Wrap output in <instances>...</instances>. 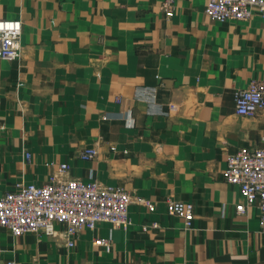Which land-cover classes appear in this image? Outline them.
<instances>
[{"label":"crops","instance_id":"0c3cea01","mask_svg":"<svg viewBox=\"0 0 264 264\" xmlns=\"http://www.w3.org/2000/svg\"><path fill=\"white\" fill-rule=\"evenodd\" d=\"M207 1L175 0L169 15L164 0H0V18L23 23L21 58H0V194L67 164L65 179L157 204L134 201L129 229L100 223L72 248L0 226V264H264L260 210L238 213L240 189L223 178L229 155L264 147V113L235 105L264 81V19L220 23ZM86 148L97 157L81 159ZM168 200L194 205L191 229Z\"/></svg>","mask_w":264,"mask_h":264},{"label":"built area","instance_id":"2783aa9c","mask_svg":"<svg viewBox=\"0 0 264 264\" xmlns=\"http://www.w3.org/2000/svg\"><path fill=\"white\" fill-rule=\"evenodd\" d=\"M175 0H164L163 8L171 15ZM205 14L214 21H247L258 15L264 19V0H208ZM23 31L21 20L0 18V58L17 60L22 56L20 38ZM236 114L255 117L264 113V81L253 79L246 89L235 92ZM171 109H175L171 105ZM109 115H103L108 120ZM264 141V137H263ZM98 155L96 148L83 149L79 156L91 161ZM30 159V154H27ZM67 164H61L58 175H53L43 185L17 183L13 190L0 194V226L14 236L28 233L44 234L66 240L68 247H74L76 238L84 229L94 230L100 223H109L113 229L127 230L132 225L129 206L138 201L148 209L157 207L149 199L135 198L122 187L103 185L91 177L89 181L77 178H63L68 172ZM224 180L237 185L245 201L236 207L244 213L248 206L260 210V227L264 234V147L242 148L227 158L223 171ZM166 208L170 215L183 220L185 229L192 228L195 218L192 203L168 200ZM63 227L62 231L57 226ZM159 225H144L143 230L157 229ZM111 239H95L94 245L110 248ZM0 243V263L2 261ZM7 264H17L8 261Z\"/></svg>","mask_w":264,"mask_h":264}]
</instances>
